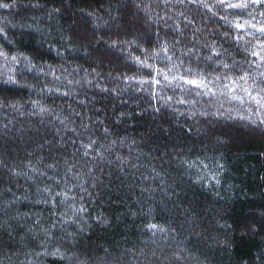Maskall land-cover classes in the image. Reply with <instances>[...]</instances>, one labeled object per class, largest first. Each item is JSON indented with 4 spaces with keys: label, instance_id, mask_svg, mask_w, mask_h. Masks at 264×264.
<instances>
[{
    "label": "trees",
    "instance_id": "1",
    "mask_svg": "<svg viewBox=\"0 0 264 264\" xmlns=\"http://www.w3.org/2000/svg\"><path fill=\"white\" fill-rule=\"evenodd\" d=\"M124 263L264 264V0H0V264Z\"/></svg>",
    "mask_w": 264,
    "mask_h": 264
},
{
    "label": "bare ground",
    "instance_id": "2",
    "mask_svg": "<svg viewBox=\"0 0 264 264\" xmlns=\"http://www.w3.org/2000/svg\"><path fill=\"white\" fill-rule=\"evenodd\" d=\"M113 42V41H112ZM132 44V43H131ZM145 45V44H144ZM147 46V45H146ZM145 47V46H144ZM116 48V47H115ZM136 52V51H135ZM128 57V56H127ZM140 57V56H139ZM148 63V62H147ZM102 69V68H101ZM127 71V70H126ZM4 75V74H3ZM105 83V82H104ZM123 84V83H122ZM125 86V85H124ZM98 102V101H97ZM113 104V103H111ZM152 105V104H151ZM96 107V106H95ZM165 108V107H164ZM162 110V109H161ZM163 112V111H162ZM126 113V112H125ZM173 114V113H172ZM168 115V114H167ZM94 116V115H93ZM92 117V116H91ZM97 117V116H96ZM172 119V118H171ZM103 123V122H102ZM208 154V153H207ZM157 170V169H156ZM154 171V170H153ZM158 172V171H157ZM178 178V177H177ZM176 180V179H175ZM163 181V180H162ZM177 182V181H176ZM87 195V194H86ZM170 209V208H169ZM108 256V255H107ZM114 258V257H113ZM125 264V263H124Z\"/></svg>",
    "mask_w": 264,
    "mask_h": 264
}]
</instances>
